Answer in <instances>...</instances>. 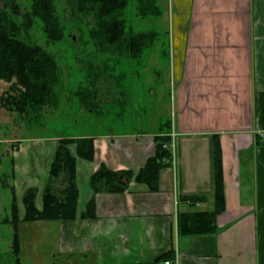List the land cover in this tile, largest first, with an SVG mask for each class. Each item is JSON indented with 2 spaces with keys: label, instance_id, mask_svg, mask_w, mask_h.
<instances>
[{
  "label": "crops",
  "instance_id": "crops-1",
  "mask_svg": "<svg viewBox=\"0 0 264 264\" xmlns=\"http://www.w3.org/2000/svg\"><path fill=\"white\" fill-rule=\"evenodd\" d=\"M189 13L186 30L170 44L176 70L155 68L159 39L149 47L155 64L146 82L159 98L149 131L106 133L99 147L91 135L95 160L77 161V218L58 221L67 264H77L73 256L85 264H164L176 257L178 264H264V0H190ZM101 86L104 95L106 81ZM167 121L176 135L175 161L161 170L159 190L132 180L123 194L93 195L89 178L98 164L137 173ZM215 147L225 207L216 218L219 231L180 234L179 213L215 208ZM191 195L204 199L194 205L180 199ZM92 197L95 218L80 219Z\"/></svg>",
  "mask_w": 264,
  "mask_h": 264
},
{
  "label": "rangeland",
  "instance_id": "rangeland-1",
  "mask_svg": "<svg viewBox=\"0 0 264 264\" xmlns=\"http://www.w3.org/2000/svg\"><path fill=\"white\" fill-rule=\"evenodd\" d=\"M31 1H13L19 6V20L30 8ZM128 2L122 15L126 31H156L162 51L158 58L161 66L155 68L176 70L178 59L172 54L170 44L177 32L186 30L190 19V0H156L159 18L145 19L137 13V0ZM12 3L0 0V10L5 4ZM54 5L67 37L56 44H48L40 21L35 20L28 36L23 39L45 48L56 57L59 82L55 86V94L59 99L58 106H44L39 111L21 115L3 105L1 98L17 93L10 91V83L0 80V264H15L11 253L15 229L9 223L12 192L18 201L20 217L23 214L21 198L28 188L38 189L36 205L41 207L40 193L48 181L57 140L96 135L99 147V137L106 133H144L149 131L147 122L150 113L156 107V100L159 102L157 91H151L146 82L148 70H153L155 64L152 49L148 47L138 59L103 54L89 36L91 26L86 27L89 19L82 21L81 17L66 10L67 0H54ZM79 27L82 34L76 29ZM94 81H97L98 98L96 101L92 99V107H86L79 92L93 89ZM105 81L109 89L105 94L108 96L101 91V83ZM167 93L165 99L169 96L168 88ZM103 99L104 104L101 103ZM173 149L175 151V147ZM109 162L113 164L114 161ZM58 227V221H19L16 231L20 243V264H67V256L59 254ZM74 257L72 260L77 264H85L82 258Z\"/></svg>",
  "mask_w": 264,
  "mask_h": 264
},
{
  "label": "trees",
  "instance_id": "trees-1",
  "mask_svg": "<svg viewBox=\"0 0 264 264\" xmlns=\"http://www.w3.org/2000/svg\"><path fill=\"white\" fill-rule=\"evenodd\" d=\"M11 3L14 0H10ZM128 0H67V9L75 16L85 18L89 26V36L98 51L103 54L138 59L145 50L155 44L156 31L133 33L126 31L122 19ZM10 8V10H8ZM139 17L159 18L160 10L156 0H137ZM19 6L13 2L0 10V80L10 83V91L16 92L1 98L4 106L27 115L44 106L57 107L59 99L55 86L59 82L58 63L54 54L45 48L24 40L35 20H39L48 44L61 42L66 36L64 27L56 15L54 0H32L31 6L19 20ZM79 33L82 31L79 28ZM69 36V35H68ZM81 44V43H80ZM91 68L92 65H90ZM97 81L93 89L79 92L80 99L87 107H92L98 98ZM93 99V100H92ZM92 100V101H91ZM171 123L162 124L159 134L154 136V154L147 158L143 167L134 173L130 170L114 171L100 162L89 178V186L94 194H123L133 180L143 184L150 192L159 190L161 170L173 165L171 144ZM94 137L59 138L48 171V181L40 193L41 207H37L38 189L28 188L22 195L23 214L20 217L18 201L12 192L10 202V222L14 227L12 250L14 263L20 264V243L16 227L19 221H73L77 218L79 188L76 181L77 161L95 160ZM73 147V150L72 148ZM219 148H214L215 168V208L213 211L187 212L177 215L180 234L197 236L218 233L216 218L225 210L223 194L218 192L222 182L220 173L221 157ZM219 171V173L217 172ZM192 205L201 202L204 196L191 195L184 198ZM220 203L222 205H220ZM95 200L90 198L80 219L95 218ZM169 258V256H166Z\"/></svg>",
  "mask_w": 264,
  "mask_h": 264
},
{
  "label": "built area",
  "instance_id": "built-area-1",
  "mask_svg": "<svg viewBox=\"0 0 264 264\" xmlns=\"http://www.w3.org/2000/svg\"><path fill=\"white\" fill-rule=\"evenodd\" d=\"M170 136H171V144L170 145H168V146H170V148L172 149V152L174 151V147H175V137H176V135L173 133V132H171L170 133ZM174 161H175V157L173 156V165H174ZM164 264H178V260H177V257L175 258V260H174V262L173 261H165L164 262Z\"/></svg>",
  "mask_w": 264,
  "mask_h": 264
}]
</instances>
